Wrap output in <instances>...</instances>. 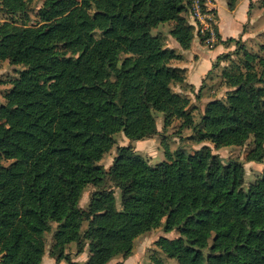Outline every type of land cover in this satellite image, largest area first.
<instances>
[{
	"label": "trees",
	"instance_id": "trees-1",
	"mask_svg": "<svg viewBox=\"0 0 264 264\" xmlns=\"http://www.w3.org/2000/svg\"><path fill=\"white\" fill-rule=\"evenodd\" d=\"M31 1L2 0L0 10L23 12ZM189 8L190 0H45L41 23L0 25V61L25 65L0 104V264H42L53 230L55 264H77L68 245L80 254L87 241L84 264H107L131 255L135 239L162 222L180 237L156 244L178 264H264V174L246 189L244 164L209 145L167 149L166 160L150 165L129 143L108 169L100 163L117 132L131 141L153 136L155 111L166 126L190 118L189 97L172 86L186 79V68L172 64L181 54L152 32L175 21L171 34L189 49ZM245 58V70L224 71L234 88L227 99L210 100L194 127L216 147L253 136L248 159L264 161V54ZM89 185L96 189L84 208Z\"/></svg>",
	"mask_w": 264,
	"mask_h": 264
},
{
	"label": "rangeland",
	"instance_id": "rangeland-1",
	"mask_svg": "<svg viewBox=\"0 0 264 264\" xmlns=\"http://www.w3.org/2000/svg\"><path fill=\"white\" fill-rule=\"evenodd\" d=\"M45 0H33L27 5V10L23 12H18L15 14L7 13L5 10H0V25L7 19H14L22 24L27 21L29 25L39 24L43 21L42 8L44 6ZM205 7L212 9L216 17V28L218 29L219 14L218 10L213 6L211 0H203ZM220 6L222 8L221 16V27L224 33L231 34L230 36H236L240 39V43H230L225 46L227 49L221 59H215L212 65V69L206 74L201 85L195 90L193 85H186L183 90H192V93H181L187 95L190 99V103L187 107V112L190 118L185 115L181 117H175L169 125L165 124V114L160 111H155L154 114L157 120V132L145 140H134L131 141L127 138L124 132H117L114 136L116 138V143L113 145L112 149L105 153L100 163L109 168L117 155L118 146L126 145L132 143L134 145L135 151L141 157L146 159L150 165H156L167 159L166 150L169 149L171 152H176L179 149L185 150L187 153H192L204 145H209L214 153L219 154L225 160H238L244 164L246 175L244 187L247 189L251 184L256 182L264 174V161H254L248 159V154L255 147L254 137L251 136L244 144L240 145H228L222 147H216L215 144L208 139H200L199 132L194 125L200 124L202 122V116L204 114L207 103L212 99H222L226 100L227 95L234 88L231 87L224 76V71H231L239 65L243 70H245V51H249L252 54H256L259 58L263 56L264 52L262 50V45L264 44V6L262 5L263 0H258L253 4V11L250 16L255 18H250L247 20L243 28V32H240L241 24H243L247 19L244 18L242 8H238L237 15L233 14L232 10L227 8L226 4L229 0H220ZM238 2V0H237ZM236 2V4H237ZM236 6V5H235ZM0 7H2V0H0ZM188 18L189 22L194 25L195 37L193 40L199 38L206 48L212 52L223 50L221 45H218L213 49V47L218 44L206 43L205 39L202 38L204 35L198 31V23L191 14V8L184 13ZM175 25V21L162 22L158 26L152 29L154 34H160L163 38V42L166 46H169L173 39L171 30ZM247 33V35H246ZM199 40V41H200ZM170 47V46H169ZM212 48V49H210ZM214 50V51H213ZM215 63V65H214ZM4 73L1 74L0 78V104L6 103V99L3 96V90L11 87V79L19 75V71L25 67L24 64H11L9 60L3 62ZM3 69V68H2ZM175 85V87H174ZM174 90L178 89L176 83L172 84ZM198 127V126H197ZM149 139V140H148ZM113 184V182L111 183ZM96 189L95 186L89 185L83 193L80 201V205L84 208L87 207L89 200L91 198L92 192ZM116 195V204L119 208L122 207L121 191L117 186H114ZM57 223H54V228ZM87 227L85 223L82 227L84 230ZM161 236H167L170 238L178 239L180 237V232L178 229H173L167 231L164 228V224L154 227L150 231L139 235L135 239L134 249L132 254L129 256H118L108 262L107 264H115L117 261H124L125 264H155V257L161 258L167 264H178V260L173 257H169L157 244L156 241ZM46 239V253L43 258L42 264H49L54 258L49 256L51 247L54 241V230L45 232ZM89 241L85 245V249L80 254L77 252V243L73 242L68 245L67 252L71 259H77V264H83L89 256L88 250ZM63 264H68V262L63 261Z\"/></svg>",
	"mask_w": 264,
	"mask_h": 264
},
{
	"label": "crops",
	"instance_id": "crops-1",
	"mask_svg": "<svg viewBox=\"0 0 264 264\" xmlns=\"http://www.w3.org/2000/svg\"><path fill=\"white\" fill-rule=\"evenodd\" d=\"M219 1L220 0H211V3L218 10V14H219L218 31H219L223 41L220 42V40H219L218 44H216L213 47V49L215 47H217L218 45H221L224 48L223 50L212 52V50H209V47L206 48V45H203L201 43V40L199 38L192 41V45L189 49H183L182 46L180 45V43L174 37H173L171 43L169 44L170 47L176 49L177 52L181 54V57L174 59L172 61V64L174 66L186 68V79H185L184 83L177 84V86H179V87H178V89H176V91H178V92L184 91V93H192L191 92L192 90L191 91L190 90L188 91V89L183 90V88L186 85H190V84L195 87V90H197V88L201 85L203 79L205 78L206 74L212 69V65H213V62L215 61L216 57L218 55H220L221 53H224L225 50L227 49L225 46L228 47L229 44L225 43L224 41L230 37H236V36H230L231 34L224 33L222 30V27H221V21H222L221 11H222V8L220 6L221 4ZM257 1L258 0H238L234 9H231L229 7L228 2L226 4L227 8L224 7L225 10H228L230 8L232 10L233 14H235V16L237 15L238 8H242L243 14H244L243 16H244V18L247 17V19L244 20L245 22L243 24H241L240 32H243V28H244L245 24L247 23V20H249L250 18L251 19L255 18L254 16H250V15L253 11L252 5L253 4L255 5V2H257ZM246 35H247V33H246ZM210 49H212V48H210ZM7 60H9V59L0 61V76L2 73H4L3 62L7 61ZM0 81H1V78H0ZM174 87H175V85H174ZM143 140H145V139H143ZM73 261L77 262V259H74ZM55 263H56V261L54 258V264ZM84 263H85V261L83 262V264ZM49 264H53V261H51ZM60 264H63V261Z\"/></svg>",
	"mask_w": 264,
	"mask_h": 264
},
{
	"label": "built area",
	"instance_id": "built-area-1",
	"mask_svg": "<svg viewBox=\"0 0 264 264\" xmlns=\"http://www.w3.org/2000/svg\"><path fill=\"white\" fill-rule=\"evenodd\" d=\"M205 2L190 0L191 14L199 25L198 31L205 35L206 43H215L218 41L216 17L212 9L205 7Z\"/></svg>",
	"mask_w": 264,
	"mask_h": 264
}]
</instances>
